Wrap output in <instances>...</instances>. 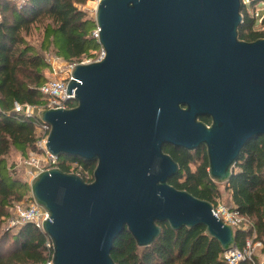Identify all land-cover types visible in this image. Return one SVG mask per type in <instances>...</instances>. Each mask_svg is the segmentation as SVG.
Wrapping results in <instances>:
<instances>
[{
  "label": "water",
  "instance_id": "1",
  "mask_svg": "<svg viewBox=\"0 0 264 264\" xmlns=\"http://www.w3.org/2000/svg\"><path fill=\"white\" fill-rule=\"evenodd\" d=\"M241 9L242 0L97 1L104 57L72 69L76 106L38 116L51 155L96 163L91 182L56 167L30 183L48 213L53 264H114L125 230L146 248L162 223L203 226L223 252L237 248L211 202L170 184L180 166L164 149L205 148L210 179L225 184L246 145L264 138V38L240 39Z\"/></svg>",
  "mask_w": 264,
  "mask_h": 264
},
{
  "label": "trees",
  "instance_id": "2",
  "mask_svg": "<svg viewBox=\"0 0 264 264\" xmlns=\"http://www.w3.org/2000/svg\"><path fill=\"white\" fill-rule=\"evenodd\" d=\"M90 1L95 0H0V264H44L49 258L48 238L32 224L4 229L11 206L30 192L29 184L17 176L7 158L13 150L24 158L31 152H39L40 119L14 112V103L44 105L41 87L48 80L46 72L52 71L47 55L77 64L96 59L93 53L102 50L94 36L96 21L83 10ZM263 1L249 0L246 4L242 0L241 40L253 42L264 38V31L254 29L258 20L247 12L248 6ZM34 28L43 32L39 47L27 40ZM201 120L211 122L207 117ZM164 151L180 166L179 174L170 184L216 205L221 193L218 184L209 177L206 149L189 152L166 146ZM75 164L82 168L81 177L91 182L96 163L62 157L57 167L67 173L77 172ZM225 186L232 205L254 226L236 230L237 249L244 251L248 239L254 235L253 244L258 241L264 244V138L253 139L246 145L232 180ZM160 226L161 236L146 248L139 247L125 230L111 252L114 264H228L220 243L207 236L205 227L174 231L168 223ZM239 264L259 263L253 256Z\"/></svg>",
  "mask_w": 264,
  "mask_h": 264
},
{
  "label": "built area",
  "instance_id": "3",
  "mask_svg": "<svg viewBox=\"0 0 264 264\" xmlns=\"http://www.w3.org/2000/svg\"><path fill=\"white\" fill-rule=\"evenodd\" d=\"M258 16L259 14L256 13V17ZM94 36L97 38L98 33H94ZM104 55L105 52L102 50L101 56L97 60L102 59ZM91 61L88 60L87 62L85 61L79 64H87L91 63ZM75 65H77V63H67L65 70L57 69L52 65V76L49 77L47 82L41 87V94L45 102L44 105L36 107L31 105H20L18 102H15L14 112L26 115L28 117H38L39 112L42 110L61 108L68 109L74 107V105L71 103H76L75 97L74 95H67V88L71 79L72 69ZM62 74H64V76H62ZM37 129L40 135V138L37 142L39 152L30 153V156L33 157L29 163V166L34 168H42L40 172L43 170L56 168L58 166L57 164L59 159L51 155L46 148L50 126L40 121ZM75 165L74 167L78 169L77 174L80 175L82 168L77 164ZM213 214L224 224L233 226L235 230H246L249 227H254L252 222L248 218L244 217L234 206L230 207L225 204L217 203L216 205H213ZM47 219L48 213L37 205L31 193V195L25 196L22 201L14 203L11 206L10 215L5 220V223L8 229H15L25 224H32L34 227L43 232V222ZM46 247L48 249L49 258L44 264H53V245L49 238L46 241ZM253 256L254 253L252 243L249 241L247 242L244 251H240L236 248L230 252H224V258L228 264H239L240 262H243L247 259H252Z\"/></svg>",
  "mask_w": 264,
  "mask_h": 264
},
{
  "label": "rangeland",
  "instance_id": "4",
  "mask_svg": "<svg viewBox=\"0 0 264 264\" xmlns=\"http://www.w3.org/2000/svg\"><path fill=\"white\" fill-rule=\"evenodd\" d=\"M12 1L13 2H21L19 0H12ZM97 1L98 0L90 1L83 7V10L88 12L89 18H91L93 20H95L96 7H97V6H95V4L97 3ZM245 3L249 4V0H245ZM247 10H248L247 12L250 16H253L258 20L254 29L256 31H260V32L264 31V24L262 23V21L264 19V1L255 5V6H251V7L248 6ZM256 13L259 14L258 17H256ZM0 20H1V17H0ZM96 32H97V30H96ZM96 32H95V34H96ZM42 37H43V32L41 30L34 28L28 34L27 40L30 41L32 44H35L37 47H39V45L42 41ZM101 53H102L101 49L98 51H95L93 53L94 55L97 56L95 60L100 58ZM46 58L51 65V70H52V65L55 66L57 69L65 70L67 62H64L63 60L55 57L53 54L47 55ZM88 60L89 61L92 60L91 62L95 61L93 59H86L85 61L87 62ZM85 61H83V62H85ZM52 72L53 71H51V72L47 71L46 76L48 78L51 77ZM62 76H64V74H62ZM32 157L33 156H30V154H29L28 157L24 158L19 153L15 152L13 150L7 158L9 166H12L13 170H15L17 176L23 182L28 183L29 186H30L32 179L37 174H39L40 171L42 170V168H34V167L29 166V163L31 162ZM193 168H195V167L193 166ZM72 173H77V172H72ZM218 188L220 190L221 197L216 203L225 204V205L230 206V207L233 206L232 202H231L230 192H229L228 188L225 186V184H218ZM29 195H31V189H30V192L28 194H26V196H29ZM4 229L7 230L6 225L4 226ZM254 238H255V235L252 238L248 239V241L252 243L253 253H254V256L256 258H258V263L264 264V251H263L264 250V244L260 241L253 244Z\"/></svg>",
  "mask_w": 264,
  "mask_h": 264
},
{
  "label": "flooded vegetation",
  "instance_id": "5",
  "mask_svg": "<svg viewBox=\"0 0 264 264\" xmlns=\"http://www.w3.org/2000/svg\"><path fill=\"white\" fill-rule=\"evenodd\" d=\"M211 120V119H210ZM211 124V122L208 124V125H210Z\"/></svg>",
  "mask_w": 264,
  "mask_h": 264
},
{
  "label": "bare ground",
  "instance_id": "6",
  "mask_svg": "<svg viewBox=\"0 0 264 264\" xmlns=\"http://www.w3.org/2000/svg\"><path fill=\"white\" fill-rule=\"evenodd\" d=\"M95 6H97V3L95 4Z\"/></svg>",
  "mask_w": 264,
  "mask_h": 264
}]
</instances>
